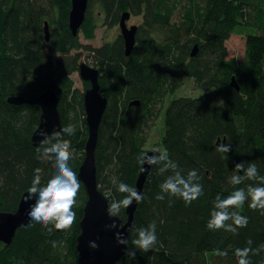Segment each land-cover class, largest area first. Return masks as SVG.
Returning <instances> with one entry per match:
<instances>
[{"label":"trees","instance_id":"16d2710c","mask_svg":"<svg viewBox=\"0 0 264 264\" xmlns=\"http://www.w3.org/2000/svg\"><path fill=\"white\" fill-rule=\"evenodd\" d=\"M95 8L103 10L107 25L118 24L125 11L142 17L130 55L121 35L100 47L82 44L80 33L74 36L69 26L71 0H0V212L17 209L32 186L35 169H41V187L56 172L53 159L39 158L38 149L42 152L48 145L32 142L41 107L8 98H33L49 88L56 91L63 128L71 125L75 133L61 132L49 140L69 141L73 157L69 166L78 174L88 127L84 92L75 88L70 74L88 60L99 69L101 92L108 99L96 165L99 187L110 202L128 195L117 190L113 179L135 189L143 166L138 157L148 151L145 145L164 108L162 151L185 177L197 170L203 186V194L191 204L168 194L158 200L160 184L173 173L161 174L162 165H152L127 253L119 264H238L237 248L256 250L264 245L261 210L249 208L250 197L240 209H232L248 218L237 234L210 230L207 224L218 194L225 198L236 189L247 191L248 185L260 183L245 179L232 185L231 176H244L243 170H236L237 163L244 169L255 164L258 175L264 176V0H89L80 29L86 39L95 37ZM53 13L57 18L50 21L56 30L47 41L45 21ZM235 36H239L242 58L231 54L229 41ZM196 45L198 52L192 56ZM82 48L88 54L78 52ZM187 77L203 93L173 97L164 107L166 98ZM233 77L240 89L232 85ZM84 85L87 88L89 82ZM218 140L231 150L218 151ZM80 185L73 209L76 221L70 229L59 231L49 225V231L31 221L18 229L9 244L0 241V264H80L77 236L87 198L81 181ZM118 215L125 220L126 208L121 207ZM153 221L158 239L145 252L132 242L138 236L135 229L147 228ZM248 259L250 264H264V249L250 252Z\"/></svg>","mask_w":264,"mask_h":264},{"label":"water","instance_id":"95a60500","mask_svg":"<svg viewBox=\"0 0 264 264\" xmlns=\"http://www.w3.org/2000/svg\"><path fill=\"white\" fill-rule=\"evenodd\" d=\"M89 0H71L69 13V26L74 36L80 33L84 23ZM131 17L129 11L122 13L120 18V28L124 39L125 53L130 55L136 45V35L138 25L128 26L127 20ZM45 36L50 40V24L45 21ZM198 52L196 45L191 53L195 56ZM81 78L89 82L83 95V103L88 127V137L85 147V155L79 166L77 177L84 184L87 198L83 206V215L80 220V233L77 236V251L80 264H119L124 258L128 249L129 236L132 230L135 211L138 203L133 200L132 204L126 208V219L122 217L110 216L108 207L110 199L101 191L97 177L96 149L98 145L99 129L108 105L107 97L101 92L99 81V69L90 66L86 62L79 64ZM232 85L240 89L235 77ZM13 103L36 104L41 107L39 125L32 134V142L39 146L45 136L51 138L54 134H60L63 129L61 114L59 111L60 97L53 88H49L33 98L22 96H10L8 98ZM139 103V101L135 102ZM220 145V140L217 141ZM151 150L146 155H154ZM152 165L144 163L138 175L135 189L142 195L143 186L150 173ZM28 191L24 192L20 198L17 209L14 212H0V241L9 244L12 242L17 231L22 226L28 225L31 220L28 216L30 205L35 199L26 200ZM115 223V227H111ZM118 234L127 244L118 242ZM90 242H94L96 247H91Z\"/></svg>","mask_w":264,"mask_h":264},{"label":"clouds","instance_id":"9594fccd","mask_svg":"<svg viewBox=\"0 0 264 264\" xmlns=\"http://www.w3.org/2000/svg\"><path fill=\"white\" fill-rule=\"evenodd\" d=\"M62 132L68 136H72L75 133V128L69 125L64 127ZM43 145L48 146L43 147L42 152L38 149L40 153L39 158L53 159L56 172L47 181L46 185L41 187V169H35L32 186L28 189V195L25 197L26 200L35 199V202L30 205L28 216L33 223H39L48 228L49 231L52 230V228H49V225H52L56 230L67 231L76 221V213L73 209L77 203L81 186L76 172L69 166V161L73 158L69 151L70 143L67 140L51 143L49 138L45 136L42 142ZM217 150L229 152L231 146L221 144ZM151 151L156 154L151 156L141 154L138 157L139 163L162 165L159 168L161 174L169 170L173 173L160 184L161 193L157 194L156 199L163 200L165 199L164 194H168L182 198L185 203L191 204L192 201L198 199L203 194V186L198 183L200 177L197 174V170H190L185 177L177 170V164L169 159L166 150L161 151L159 148H153ZM235 167L238 172L243 170L244 176H231L229 182L232 185H239L245 179L258 180L260 183L258 186L248 185L247 191L243 188L236 189L225 198H221L218 194L213 202L214 207L207 224L210 230L224 229L237 234L239 228L246 227L248 218L232 209H240L249 197L251 198L249 208L261 210V214H264V176L258 175L255 164L250 165L247 169H244L242 163H237ZM141 171H145V169L141 168ZM112 183L117 186L119 192L127 193L128 195L120 201L110 202L108 207L110 216H118L121 207H129L133 200L137 203L143 200L144 197L136 189L129 187L127 184L123 182L117 183L115 179L112 180ZM228 221H232V223L230 224ZM115 226V223L111 225V227ZM135 231L138 233V236L132 242L137 248L147 252L155 246L158 238L156 235V223L154 221L147 228H139L135 229ZM117 238L119 243L127 244V240L123 239L119 234ZM249 244H251V241H249ZM90 246L96 247L94 242H90ZM260 249H264V245H261L256 250L237 248L235 255L238 258V264H250L248 259L249 253L253 252L256 254ZM131 254L135 255L134 252ZM219 254L227 255L226 252H220Z\"/></svg>","mask_w":264,"mask_h":264},{"label":"rangeland","instance_id":"374dc122","mask_svg":"<svg viewBox=\"0 0 264 264\" xmlns=\"http://www.w3.org/2000/svg\"><path fill=\"white\" fill-rule=\"evenodd\" d=\"M95 14L97 15L96 23H97V29L95 31V37L92 39H86L83 36V33L80 32V41L82 44L92 46V47H100L105 43H111L118 39V37L121 34V28L119 23L115 25H107L104 20V13L101 8H95L94 9ZM57 18L56 13L50 15V18L47 19L50 22V33L53 35V32L56 30L55 25L50 20H55ZM143 19L139 15H131V17L127 20L128 26L130 25H142ZM250 32H254L253 30H250ZM161 41V39H160ZM239 36L232 37L229 41L230 47H231V54H237L239 58L243 57V50L240 49L239 45ZM86 52L88 54V50L85 48L79 49L78 52ZM77 51H73L75 53ZM54 57L58 55L56 51H53ZM89 64L90 66H94V64L91 61H83ZM70 77L74 80V86L76 89H79L80 91L84 92L86 89L85 81L81 78L79 70L74 71L70 74ZM203 93L202 89H199L196 87L195 81L193 78L187 77L184 79L181 87L172 95L168 96L165 100L164 107L167 106L169 103V100L173 97H196ZM165 109V108H164ZM164 109L160 111L159 115L155 119V123L151 129L150 132V138L145 145V149L152 150L153 148H159L161 151L163 150L162 146V138L164 135L165 130V112ZM108 195V194H107Z\"/></svg>","mask_w":264,"mask_h":264},{"label":"flooded vegetation","instance_id":"af4514ba","mask_svg":"<svg viewBox=\"0 0 264 264\" xmlns=\"http://www.w3.org/2000/svg\"><path fill=\"white\" fill-rule=\"evenodd\" d=\"M131 26V25H130ZM122 36V33L120 34Z\"/></svg>","mask_w":264,"mask_h":264}]
</instances>
